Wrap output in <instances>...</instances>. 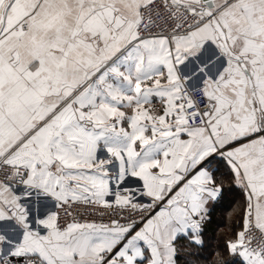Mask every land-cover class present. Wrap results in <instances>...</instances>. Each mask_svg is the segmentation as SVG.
<instances>
[{"label":"crops","instance_id":"obj_1","mask_svg":"<svg viewBox=\"0 0 264 264\" xmlns=\"http://www.w3.org/2000/svg\"><path fill=\"white\" fill-rule=\"evenodd\" d=\"M151 1L0 0V159L13 170L0 185V257L175 264L176 240L200 243L201 220L221 195L219 161L264 234V0H178L210 21L139 40V9ZM102 9L125 26L112 33ZM182 81L210 102L198 128L179 113ZM88 195L155 210L134 232H57L60 202ZM237 235L229 251L264 264Z\"/></svg>","mask_w":264,"mask_h":264},{"label":"built area","instance_id":"obj_2","mask_svg":"<svg viewBox=\"0 0 264 264\" xmlns=\"http://www.w3.org/2000/svg\"><path fill=\"white\" fill-rule=\"evenodd\" d=\"M235 2L237 0H227ZM135 36L140 39L161 37L164 39L183 36L210 21L205 8L188 5L178 0H153L140 7ZM178 108L187 127L198 128L203 124V114L210 102L201 87H190L181 82L178 91ZM21 173L17 172L20 177ZM13 170L6 159H0V185L12 182ZM155 206L135 207L132 203H100L93 196L67 198L56 209L54 228L63 232L75 225L96 227H130L136 231L154 212ZM244 227L239 232V246L264 262V234L255 223L251 210L246 211ZM0 264H40L37 260L21 256L0 257Z\"/></svg>","mask_w":264,"mask_h":264},{"label":"trees","instance_id":"obj_3","mask_svg":"<svg viewBox=\"0 0 264 264\" xmlns=\"http://www.w3.org/2000/svg\"><path fill=\"white\" fill-rule=\"evenodd\" d=\"M216 164L213 178L220 183L221 195L201 220L200 243L192 242L191 235L176 240L175 264H244L228 245L244 226L246 202L243 193L236 190L227 166L221 161Z\"/></svg>","mask_w":264,"mask_h":264},{"label":"water","instance_id":"obj_4","mask_svg":"<svg viewBox=\"0 0 264 264\" xmlns=\"http://www.w3.org/2000/svg\"><path fill=\"white\" fill-rule=\"evenodd\" d=\"M7 8V6L5 5L4 8L1 10V15H0V30H1V26L3 25L4 22V17H5V9ZM102 14L104 16V18L106 19L107 24L110 26V28L112 29V33L113 31H116L118 28H122L125 26V22L124 19L120 16V15H116L114 13L113 10L111 9H102ZM174 180L175 183L178 184L180 183L181 176L176 175L174 176Z\"/></svg>","mask_w":264,"mask_h":264}]
</instances>
